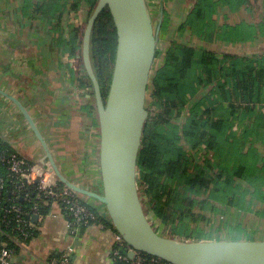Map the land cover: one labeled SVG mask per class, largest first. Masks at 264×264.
I'll list each match as a JSON object with an SVG mask.
<instances>
[{
  "label": "crops",
  "instance_id": "crops-1",
  "mask_svg": "<svg viewBox=\"0 0 264 264\" xmlns=\"http://www.w3.org/2000/svg\"><path fill=\"white\" fill-rule=\"evenodd\" d=\"M52 1L0 0L1 144L31 163H42L45 157L39 141L8 95L30 115L60 172L69 181L100 192L99 131L95 114L86 108L93 97L78 94L82 77L78 57H71L67 51L73 29L81 34L77 42L83 34L81 26L69 15L72 2L80 3L81 21L88 7L81 5L84 0H60L61 5L54 8L50 7ZM200 1L147 0L155 24L162 10L157 50L160 45L163 60L175 43L219 58L226 55L233 60L246 59L256 68L260 61L264 63V0L237 6H231L229 0H213L215 8L209 22L195 24L191 16ZM258 86L259 99L249 104L245 112L229 114L228 103H222L227 110L224 116L230 121L226 136L233 143L226 161L231 168L241 165L251 172L253 182L233 176V205L209 200L207 191L198 197L205 199L207 209H196L203 219L189 227L200 234L197 241H264V79L259 80ZM232 87L230 82L224 90L232 91ZM200 91L192 97L193 103L203 99ZM255 93L253 89L252 94ZM212 99L219 103V95ZM217 158L211 167L218 173L216 163L222 164L223 159ZM85 201L97 211L104 210L93 199ZM35 224L36 235L27 241L17 264H40L61 254L67 246L72 247L69 264H119L112 257V227L100 222L88 226L70 224L59 207Z\"/></svg>",
  "mask_w": 264,
  "mask_h": 264
},
{
  "label": "trees",
  "instance_id": "trees-1",
  "mask_svg": "<svg viewBox=\"0 0 264 264\" xmlns=\"http://www.w3.org/2000/svg\"><path fill=\"white\" fill-rule=\"evenodd\" d=\"M251 1L229 0L231 6L248 5ZM84 2L88 7L86 22L97 0ZM200 2L199 8L191 16V22L195 24L198 21L201 24L202 20L208 23L215 8L213 0ZM59 4L61 5L60 0H53L50 7H59ZM79 6V2L73 1L71 10L76 11ZM79 36L81 34L78 30L73 29L67 51L71 57H78L79 70L82 73L79 78L80 87L92 90L81 60V39L76 41ZM116 42V30L106 7L97 17L90 37L91 63L104 101L111 81ZM229 58L226 55L219 58L210 52L199 53L194 48L173 43L165 53L163 64L150 79L148 117L137 160V187L145 211H149L161 222L167 237L199 240L200 234L189 229L192 223L203 219L195 210L207 209L205 199L198 200V197L207 191L209 200L233 205V176L253 182L249 176L251 172L249 174L241 165H232L231 168L230 162L226 161L229 150L233 149V143L226 136L230 121L224 116L227 110H224L222 103H228L229 114L248 110L249 104L259 99L258 82L264 79V63L260 61L256 68L246 59ZM230 82L233 90H224L225 85ZM211 83H215L211 94L219 95V103L210 97L203 98L192 106L189 117L181 127L172 125L170 120L174 112L180 114L201 87ZM253 89L256 90L255 95L252 94ZM91 93L93 97V91ZM206 101L208 105L205 104ZM89 103L86 108L95 114L94 99ZM238 116L240 117V113ZM257 129L261 128L258 126ZM181 138L192 147L203 145L209 151L206 163L209 167L213 160L222 157L224 162L221 161V164L217 161L218 173L215 176H210L199 165L190 168V158L183 151ZM1 147L4 146L1 144ZM29 197V201L18 199L17 202L27 209L33 204V193ZM80 197L85 200V197ZM5 198H10L9 192L5 194ZM3 205L6 206L7 203ZM49 210V207L40 205L42 215L46 216ZM104 224L112 227L110 222ZM11 225L12 222L8 220V226ZM33 234L35 236L36 232ZM4 240V235L0 233V243ZM9 247L18 251L13 245ZM50 259L59 260L60 254Z\"/></svg>",
  "mask_w": 264,
  "mask_h": 264
},
{
  "label": "water",
  "instance_id": "water-1",
  "mask_svg": "<svg viewBox=\"0 0 264 264\" xmlns=\"http://www.w3.org/2000/svg\"><path fill=\"white\" fill-rule=\"evenodd\" d=\"M108 8L115 30L116 51L106 99L94 73L90 37L94 23ZM162 10L154 24L147 0H97L85 22L81 60L91 82L99 131L98 161L101 190L95 192L69 181L58 169L34 121L17 105L62 185L101 204L113 229L134 252L168 264H264V241H197L159 234L146 215L137 187V160L148 117L147 92L157 52ZM36 222L37 217H33Z\"/></svg>",
  "mask_w": 264,
  "mask_h": 264
},
{
  "label": "built area",
  "instance_id": "built-area-1",
  "mask_svg": "<svg viewBox=\"0 0 264 264\" xmlns=\"http://www.w3.org/2000/svg\"><path fill=\"white\" fill-rule=\"evenodd\" d=\"M82 4L85 2L83 1ZM81 10L79 6L76 11L69 13L71 17L73 16L74 22H78V26L85 23V19L81 21ZM214 87L215 83L202 87L201 93L205 92L202 98H213L214 95L211 94V91ZM81 90L86 94L90 91L88 87H81ZM194 104L191 98L180 114L174 112L170 123L181 127L189 117L190 109ZM205 104L208 105L207 102ZM181 145L184 153L190 158V168L199 165L210 176L216 175V169L206 165L209 151L203 145L192 147L183 138H181ZM7 192L10 195L9 199L5 198ZM30 193L34 195L33 204L25 209L17 200L29 201ZM4 203L7 205L4 206ZM40 205L49 207V212L54 207H59L63 214L69 217V222L73 225L88 226L94 222L104 225L105 220L109 222L105 210L97 211L81 199L80 195L59 183L55 174L51 172L49 163L29 162L16 151L1 147L0 137V233L5 237L4 242L0 243V264H17L27 241L34 237L36 224L33 217L36 216L37 220L44 217L40 213ZM8 220L12 222L11 226H8ZM9 245L17 247L18 251H14ZM131 251L132 249L114 230L112 250L114 261L122 264H168L157 257L140 252H134L130 257ZM71 254L72 247L67 246L61 251L59 260L48 259L40 264H69Z\"/></svg>",
  "mask_w": 264,
  "mask_h": 264
},
{
  "label": "rangeland",
  "instance_id": "rangeland-1",
  "mask_svg": "<svg viewBox=\"0 0 264 264\" xmlns=\"http://www.w3.org/2000/svg\"><path fill=\"white\" fill-rule=\"evenodd\" d=\"M155 24V23H154ZM84 27H85V23H83V25L81 26V28L82 29H84ZM158 40H159V37H158ZM158 43V42H157ZM161 46L159 45V49L157 50L158 52H157V54H156V56H155V59H154V63H153V66H152V69H151V74H150V79L154 76V74H155V72L161 67V65L163 64V59H162V54H163V52H161ZM149 83H151V80H150V82ZM89 92H88V94L86 95V93H84L82 90H81V87L78 89V94H79V92L84 96V97H92V93H91V88H89ZM205 92H203V93H201V91H200V94L201 95H203ZM148 95H149V91L147 92V97H148ZM202 97V96H201ZM149 100H148V98H147V100H146V108L147 107H149ZM94 118H95V120H96V122H97V118H96V114L94 115ZM146 215H147V217H148V219L151 221V223H152V225L154 226V228L156 229V231L157 232H159V234H161V235H164V236H166L165 235V228H164V226H162V224H161V222L159 221V220H157V219H155L154 217H153V215L149 212V211H146Z\"/></svg>",
  "mask_w": 264,
  "mask_h": 264
}]
</instances>
